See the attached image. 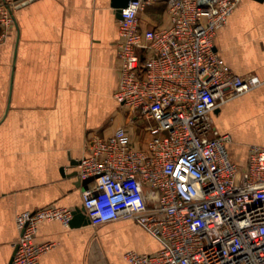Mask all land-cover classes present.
<instances>
[{
	"label": "built area",
	"instance_id": "2783aa9c",
	"mask_svg": "<svg viewBox=\"0 0 264 264\" xmlns=\"http://www.w3.org/2000/svg\"><path fill=\"white\" fill-rule=\"evenodd\" d=\"M241 1L131 0L122 11L115 97L145 122L149 139L136 147L126 127L90 138L77 176L90 180L82 209L91 226L132 221L160 245L151 254L128 252V264H264V146H250L238 165L231 135L213 118L264 85L235 74L215 49ZM5 7L4 31L15 23ZM154 8L164 9L168 25L143 29L141 14ZM74 212L50 206L19 214L12 264H42L53 244L36 243L39 225L69 228Z\"/></svg>",
	"mask_w": 264,
	"mask_h": 264
},
{
	"label": "crops",
	"instance_id": "0c3cea01",
	"mask_svg": "<svg viewBox=\"0 0 264 264\" xmlns=\"http://www.w3.org/2000/svg\"><path fill=\"white\" fill-rule=\"evenodd\" d=\"M7 3L15 29L0 43V264L14 257L19 214L50 206L82 210L85 186L77 188L78 176H70L90 138L126 127L136 147L142 148L140 132L144 146L149 139L145 122L115 97L120 20L111 0H0V8ZM140 20L143 29L161 26L150 11ZM215 49L235 74L264 82V0H242L218 31ZM213 118L231 135L233 161L246 165L250 146H264V85ZM36 243L53 244L42 264H128V252L160 248L132 221L77 228L45 221Z\"/></svg>",
	"mask_w": 264,
	"mask_h": 264
},
{
	"label": "water",
	"instance_id": "95a60500",
	"mask_svg": "<svg viewBox=\"0 0 264 264\" xmlns=\"http://www.w3.org/2000/svg\"><path fill=\"white\" fill-rule=\"evenodd\" d=\"M16 1H19V0H16ZM257 1L263 2V0H257ZM130 2H131V0H111V8L115 11V15H116L117 19H119V20L122 19V11L129 6ZM78 164H79V162H73L72 166L73 167L78 166ZM77 175H78V173L74 172L70 177L75 178ZM89 181H86V182L78 181L75 183V186L77 188H80L81 186H85ZM89 224H90V221L87 218V216L85 215L83 209L82 210H76L74 212V218L70 224V226L72 228H77V227L82 226V225L86 226ZM16 250H17V248L15 249L14 256H15ZM13 259H14V257H13ZM13 259H12V262H13ZM12 262H11V264H12Z\"/></svg>",
	"mask_w": 264,
	"mask_h": 264
},
{
	"label": "rangeland",
	"instance_id": "374dc122",
	"mask_svg": "<svg viewBox=\"0 0 264 264\" xmlns=\"http://www.w3.org/2000/svg\"><path fill=\"white\" fill-rule=\"evenodd\" d=\"M8 4L9 3H7V5ZM8 6H10L11 8H13L12 4H9ZM5 9H7L5 6H3V9H0V19H1V16L3 14V12H1V11H4ZM148 11H150V14H152V16L156 19V21L159 24H161V26H167L168 25V20L165 18V11H164V9L157 8L156 10L149 9ZM0 27H1V30L3 31V34H5V31H6V37H4L3 40H5L9 36V34H11V32H13V30L15 29L14 28V25H10L8 28H5V31H4L3 28H2L1 23H0ZM139 136L141 137V141H142L141 142V147L143 148V147L146 146V145L144 146V144L146 142V137L141 132L139 133Z\"/></svg>",
	"mask_w": 264,
	"mask_h": 264
}]
</instances>
